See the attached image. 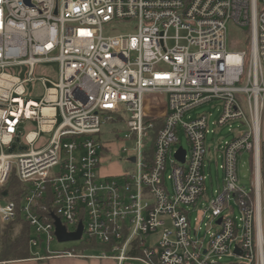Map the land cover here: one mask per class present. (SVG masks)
Instances as JSON below:
<instances>
[{
  "label": "built area",
  "instance_id": "2783aa9c",
  "mask_svg": "<svg viewBox=\"0 0 264 264\" xmlns=\"http://www.w3.org/2000/svg\"><path fill=\"white\" fill-rule=\"evenodd\" d=\"M229 26L240 32L235 44L248 35L249 51L228 50ZM53 64L56 81L35 77ZM33 86L39 101L28 98ZM205 106L217 107L215 121L195 113ZM263 116L264 0H0V191L13 173L23 186L20 206L0 200V236L20 212L34 260L264 264ZM28 123L35 130L25 133ZM109 123H123L117 141L134 144L133 168L119 176L100 174ZM211 125L236 127L212 154ZM213 154L222 183L193 228ZM244 154L250 190L237 172ZM54 217L68 233L83 225L78 248L52 249L66 243Z\"/></svg>",
  "mask_w": 264,
  "mask_h": 264
},
{
  "label": "rangeland",
  "instance_id": "374dc122",
  "mask_svg": "<svg viewBox=\"0 0 264 264\" xmlns=\"http://www.w3.org/2000/svg\"><path fill=\"white\" fill-rule=\"evenodd\" d=\"M114 27H120V23L113 24ZM126 32L131 33L133 28H126ZM123 29H119L121 31ZM236 32L240 33L236 29H234L232 26H229V40H228V50L231 52H234L235 49L233 45L231 44V40L234 41L235 38L238 36ZM113 35V34H109ZM172 34L171 36H173ZM242 39V37H239ZM244 41V40H243ZM174 42H169L168 46L172 48L174 46ZM45 72L43 73H37L35 77L37 78H48L50 80L56 81L57 80V75H58V66L56 64L53 65H45L43 66V69H45ZM23 74L25 75L27 70L22 69ZM246 82L243 80L242 84L240 86H245ZM42 96V91L40 88H37L36 86L32 87V92L31 95L28 96V98H31L35 101H39ZM195 113L203 114L206 113L209 115V113L212 114V117L210 118V122H213L217 119V107L211 108V106H205L202 108H199L195 111ZM236 127H232L230 129L229 126L225 128H216L215 126L210 127V130L213 131V134H210L206 138V145L207 148L209 147L208 152L211 154L214 153V149L216 147H220L225 143L230 142L233 140L235 134H234V129ZM35 130V125L28 123L25 129L26 132L34 131ZM115 130V134H111V132ZM125 130V126L123 123H117V124H112L109 123L107 126L104 127L103 134L101 137V140L103 142H111V144H107L108 148L110 149V153L108 157L103 161L101 165V170L100 174L102 176H119L122 172L125 171H130L133 166L130 165L128 162V154L133 152L134 144L129 143V142H123V141H117L116 135L120 137V139L123 137ZM262 140L264 141V116L262 117ZM51 135L50 134H43L40 139V143H46L50 140ZM180 146L184 147L185 149L189 148V144L186 140V137L184 135L180 136ZM178 147V146H177ZM126 148V152L123 153L122 149ZM8 153V150H5ZM215 160H217V163H215ZM221 163V160L218 158V155L213 154V159L211 160L209 156L207 155L206 160H205V167H204V172L206 175V182H205V189H206V195L205 199L202 198L199 203H198V208L194 209L191 208V224L192 227H195V219L201 217V213L198 211L200 208L202 211H204L207 207H209V199H211L212 195L215 194V192L218 190L222 183V173L219 169V165ZM237 172H238V177L240 184L242 186H245L247 190H250L252 188V182H253V177H252V165H251V160L248 154H244L243 156H239L238 158V165H237ZM169 174V172H168ZM207 196V199H206ZM210 213H206V217L203 219L202 222V232L201 234L204 235L206 234L207 230L209 227H206L205 224L208 226L210 225V220L207 218V216ZM235 216L239 217V210H236L234 213ZM215 230V229H213ZM159 233H156L152 236L150 240H148V244L152 245L155 242V239L159 237ZM78 244L76 242H66L65 244H58V243H53L52 244V249L53 250H71L73 248H78ZM90 254H95L99 255L98 252H92L88 251L85 252V255H90ZM92 261V260H91ZM97 264H117L114 260H95ZM236 262L235 259L231 258H223V263L224 264H229V263H234ZM47 261L40 262L38 264H46Z\"/></svg>",
  "mask_w": 264,
  "mask_h": 264
},
{
  "label": "trees",
  "instance_id": "16d2710c",
  "mask_svg": "<svg viewBox=\"0 0 264 264\" xmlns=\"http://www.w3.org/2000/svg\"><path fill=\"white\" fill-rule=\"evenodd\" d=\"M235 40L232 44L235 51L239 49L249 51V37L247 34L243 36L244 41L242 44H235ZM154 137L155 133L152 135V138ZM4 189H7L8 199L17 202L20 206L23 186L19 183L15 173L10 176ZM3 199V191H0V200ZM31 233V227L24 222L19 212L16 220L4 226L3 234L0 236V263L32 258L29 250ZM93 248L97 249L98 246H93Z\"/></svg>",
  "mask_w": 264,
  "mask_h": 264
},
{
  "label": "water",
  "instance_id": "95a60500",
  "mask_svg": "<svg viewBox=\"0 0 264 264\" xmlns=\"http://www.w3.org/2000/svg\"><path fill=\"white\" fill-rule=\"evenodd\" d=\"M14 149H15V146L12 147L10 152L12 153L14 151ZM20 150H26V148L21 147ZM184 156H185V154L183 152V153H179L177 157L179 160H181L183 162ZM7 193H8L7 190L3 193L4 198L8 197ZM54 222H55V227H56L55 235H56L57 240L59 242H73V241H79L81 239L82 232H83V225L82 224L79 225L78 231L76 233H68L66 230V227L62 224V222L59 218L54 217Z\"/></svg>",
  "mask_w": 264,
  "mask_h": 264
},
{
  "label": "crops",
  "instance_id": "0c3cea01",
  "mask_svg": "<svg viewBox=\"0 0 264 264\" xmlns=\"http://www.w3.org/2000/svg\"><path fill=\"white\" fill-rule=\"evenodd\" d=\"M95 260L98 261V259H69V258H56V259L44 260V261H47L46 264H97L96 262H94ZM40 262H43V260L39 261L30 258L27 260L1 262L0 264H38Z\"/></svg>",
  "mask_w": 264,
  "mask_h": 264
},
{
  "label": "bare ground",
  "instance_id": "6f19581e",
  "mask_svg": "<svg viewBox=\"0 0 264 264\" xmlns=\"http://www.w3.org/2000/svg\"><path fill=\"white\" fill-rule=\"evenodd\" d=\"M29 106H31V105H29Z\"/></svg>",
  "mask_w": 264,
  "mask_h": 264
}]
</instances>
